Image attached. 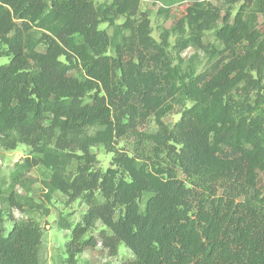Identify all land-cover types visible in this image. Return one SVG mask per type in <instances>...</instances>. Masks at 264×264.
<instances>
[{"label":"trees","instance_id":"16d2710c","mask_svg":"<svg viewBox=\"0 0 264 264\" xmlns=\"http://www.w3.org/2000/svg\"><path fill=\"white\" fill-rule=\"evenodd\" d=\"M247 2L230 18L205 0H165L181 47L210 60L182 79L152 53L148 19H132L140 0H0V44L11 54L0 66V147L32 153L15 163L6 202L21 213L40 208L13 189L37 166L50 173L45 189L84 199L80 222L59 220L71 233L66 264L98 240L110 255L120 244L133 253L121 264H264V0ZM31 26L43 32L44 51ZM212 29L219 47L203 43ZM176 106L179 120L168 127L162 119ZM152 120L157 130L139 134ZM92 128L105 132L89 140ZM106 135L140 150L119 158L126 179L91 168L88 149ZM97 222L111 233L85 237ZM9 229L0 217V264H39V223Z\"/></svg>","mask_w":264,"mask_h":264},{"label":"rangeland","instance_id":"374dc122","mask_svg":"<svg viewBox=\"0 0 264 264\" xmlns=\"http://www.w3.org/2000/svg\"><path fill=\"white\" fill-rule=\"evenodd\" d=\"M205 1L218 8L220 16L229 12L231 15L230 18L235 15L241 5L248 3L247 0H237L230 4L224 0ZM111 2L112 0H96V3L102 6H108ZM176 7L177 5H174L171 8L172 14L178 10ZM167 8L168 5L165 3V0H140L139 10L132 17L136 22L143 17L148 19V36L155 47V49H152V53L157 52L158 56L162 58L161 61L165 62V65L169 66V69H175L174 71L182 79H187L190 76H196L209 70L210 60L203 50L192 47H181L178 42L180 35L172 27V17L165 12ZM124 20V17H118L114 22L115 24H121ZM259 21H262L261 16H259ZM220 24L221 20L218 21L217 25ZM16 26L20 31L23 30L20 21H16ZM99 28L105 30L109 35H112V28L108 23H101ZM29 30L33 38L36 41H40L36 49L44 51L46 42L44 41L45 37L43 32L36 30L33 26ZM202 40L204 45L220 46L218 40L214 37L213 29L205 31ZM109 52L111 55L114 54L113 50ZM10 59L11 54L8 48L0 44V66L7 64ZM131 61L137 67L139 61L135 56H131ZM148 66L144 67L145 71L152 67L151 64ZM71 74L76 76L80 75L78 69L72 70ZM188 105L186 103V106ZM179 109L180 107L176 106V108L162 119V122L168 127L177 123L180 117L178 113ZM149 124L148 129L143 127L139 128L137 130L138 133L154 132L157 130L158 126L154 124L153 120ZM104 132L103 129L92 128L88 131V138L90 140L95 135ZM134 141L132 139H118L114 135L111 137L106 135L104 140L94 139L93 144L88 149L89 154L93 157L91 168L101 172L111 171L117 178L121 177L126 179L127 173L123 170L119 158L122 156L139 157L140 150L137 148L138 146L136 147ZM153 146L154 144L150 143L142 147L152 148ZM78 154L82 155L80 153ZM28 156H32L31 149L24 144H18L14 150H5L0 147V167L4 179V186L0 192V217L2 219V225L5 230H8L13 222L27 218L34 219L42 228V246L39 264H66L64 261V248L67 241L71 238V233L70 229L59 226V220H62V224L65 227L69 226L72 228L76 223L80 222L88 207L82 197L71 200L68 194L45 189L43 183L50 177V173L47 169L37 166L31 169L22 184H17L13 189L16 194L24 197L28 203H36L40 208L22 213L11 208L6 202V197L11 186L9 175L14 170L15 163L22 162ZM77 162L75 160L70 166L72 173L76 170ZM148 197L149 194L144 193L140 203L142 210ZM101 230H105L107 234L111 233L100 222H97L95 227L85 237L93 236L98 239V233ZM132 259H134L133 253L124 244L118 246L117 253L113 256L109 254L106 248L101 246L100 240H98V244L95 247L85 248L77 256L76 262L77 264H121Z\"/></svg>","mask_w":264,"mask_h":264}]
</instances>
